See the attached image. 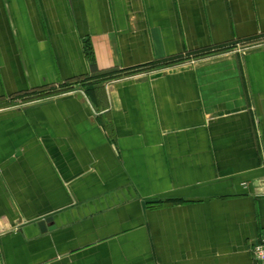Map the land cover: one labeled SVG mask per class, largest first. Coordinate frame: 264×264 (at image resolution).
Here are the masks:
<instances>
[{"label": "crops", "instance_id": "0c3cea01", "mask_svg": "<svg viewBox=\"0 0 264 264\" xmlns=\"http://www.w3.org/2000/svg\"><path fill=\"white\" fill-rule=\"evenodd\" d=\"M76 81L0 113V264H256L264 0H0V100Z\"/></svg>", "mask_w": 264, "mask_h": 264}, {"label": "rangeland", "instance_id": "374dc122", "mask_svg": "<svg viewBox=\"0 0 264 264\" xmlns=\"http://www.w3.org/2000/svg\"><path fill=\"white\" fill-rule=\"evenodd\" d=\"M118 77L122 78L121 75ZM80 90L87 92L84 88V81L66 83L58 88L47 90V92L33 91V93L8 96L4 102L0 100V113H13L16 110H22L30 105L56 99L63 95H73V93Z\"/></svg>", "mask_w": 264, "mask_h": 264}, {"label": "built area", "instance_id": "2783aa9c", "mask_svg": "<svg viewBox=\"0 0 264 264\" xmlns=\"http://www.w3.org/2000/svg\"><path fill=\"white\" fill-rule=\"evenodd\" d=\"M252 256L256 264H264V235L253 244Z\"/></svg>", "mask_w": 264, "mask_h": 264}, {"label": "water", "instance_id": "95a60500", "mask_svg": "<svg viewBox=\"0 0 264 264\" xmlns=\"http://www.w3.org/2000/svg\"><path fill=\"white\" fill-rule=\"evenodd\" d=\"M79 98H83V96L80 95ZM53 224H54L53 219H47V220L41 222L38 226H40L42 233H44L47 231L55 230L56 227Z\"/></svg>", "mask_w": 264, "mask_h": 264}, {"label": "trees", "instance_id": "16d2710c", "mask_svg": "<svg viewBox=\"0 0 264 264\" xmlns=\"http://www.w3.org/2000/svg\"><path fill=\"white\" fill-rule=\"evenodd\" d=\"M92 54H93V52H92L91 46L87 45L86 46V56H88L90 61L94 62V58H93ZM94 67H95V64L92 65V68H94Z\"/></svg>", "mask_w": 264, "mask_h": 264}]
</instances>
